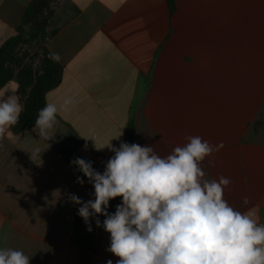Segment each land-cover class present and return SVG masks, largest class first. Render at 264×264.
Returning a JSON list of instances; mask_svg holds the SVG:
<instances>
[{"label":"crops","instance_id":"crops-1","mask_svg":"<svg viewBox=\"0 0 264 264\" xmlns=\"http://www.w3.org/2000/svg\"><path fill=\"white\" fill-rule=\"evenodd\" d=\"M49 10L59 18L44 46L61 56L59 84L35 109L27 98L37 79L25 97L16 76L0 88L23 105L0 140V248L22 250L30 264H116L104 229L95 251L73 242L80 205L69 194L95 197L70 162L103 173L114 153L83 137L119 148L131 124L132 144L161 157L189 136L223 142L201 163L205 179L229 178L224 199L264 224V0H175L173 10L167 0H0V52ZM66 97L74 105L57 115L52 139H40L39 110Z\"/></svg>","mask_w":264,"mask_h":264},{"label":"clouds","instance_id":"clouds-1","mask_svg":"<svg viewBox=\"0 0 264 264\" xmlns=\"http://www.w3.org/2000/svg\"><path fill=\"white\" fill-rule=\"evenodd\" d=\"M49 59L59 62L57 52ZM0 96V140L19 122L23 111L16 90ZM75 101L71 97L62 103L46 102L38 112L33 131L40 139L51 140L57 115L68 113ZM114 155L107 161L103 173L95 170L91 161L75 158L70 164L83 174L94 188V200L82 201L69 194L70 202L80 205L78 215L92 228L110 234L107 251L118 257L116 264H264V224L250 212L234 209L224 199L229 178L205 179L201 163L223 147V142L211 145L199 136L187 137L184 146H177L166 157L153 147L111 143ZM87 148V144H85ZM39 153V148L35 149ZM209 160V164L213 165ZM76 182L84 184L77 176ZM122 198L114 213L107 211L110 201ZM244 204L249 203L244 198ZM22 250L0 248V264H30ZM107 264H113L108 260Z\"/></svg>","mask_w":264,"mask_h":264},{"label":"rangeland","instance_id":"rangeland-1","mask_svg":"<svg viewBox=\"0 0 264 264\" xmlns=\"http://www.w3.org/2000/svg\"><path fill=\"white\" fill-rule=\"evenodd\" d=\"M58 18L53 10L42 13L32 20V30L20 35L6 50L7 74L18 76L24 97L30 94L29 86L33 85L35 79V86L45 87L57 71L56 65L49 59L43 40L46 29L52 28Z\"/></svg>","mask_w":264,"mask_h":264},{"label":"trees","instance_id":"trees-1","mask_svg":"<svg viewBox=\"0 0 264 264\" xmlns=\"http://www.w3.org/2000/svg\"><path fill=\"white\" fill-rule=\"evenodd\" d=\"M167 1H168L170 10H173L175 7V0H167ZM20 35H22V34H19L18 36L12 38V40H10L8 43H6V45H4L2 51L0 52V88L3 87L9 79L16 76L15 74H11V75L7 74L8 66L6 64L5 58H6V50L9 49V47H11V44L13 42L18 40L17 38H19ZM43 42H45V33H44ZM53 63L56 65L55 67H57V71L55 72V75H53V77H51V79H50L49 83H47V85L45 84V87L43 86V87L39 88L37 86H34L32 88V91L30 92L31 95L28 96V98H27L28 106L33 107V109L37 108L38 105L40 104V102H42V98H43L44 93L47 92L48 90L54 88L55 86H57L61 80L60 67H58V65L54 61H53ZM16 77L19 80L18 76H16ZM35 85H37V82L35 83ZM21 92H22V89H21ZM133 135H134L133 125L131 124L129 129H128V134H127V143L128 144H132ZM121 202H122V198H120V197L112 199L110 201V204H109L107 211L110 214L114 213L116 210V206L121 204ZM97 218L101 221V225L103 223V220L105 219V217L103 215H100L96 218H90L89 223L91 225L92 231L89 232L87 230L88 225L85 224L84 220L78 215V213L74 216L73 227H72L74 230L73 242L79 251H81V252L95 251V248H96L95 235L97 232L103 230L102 226L101 227L96 226L95 220Z\"/></svg>","mask_w":264,"mask_h":264}]
</instances>
